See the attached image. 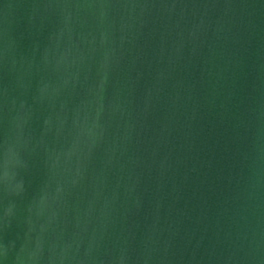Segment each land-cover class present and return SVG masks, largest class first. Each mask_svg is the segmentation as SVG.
I'll list each match as a JSON object with an SVG mask.
<instances>
[{"label": "water", "instance_id": "95a60500", "mask_svg": "<svg viewBox=\"0 0 264 264\" xmlns=\"http://www.w3.org/2000/svg\"><path fill=\"white\" fill-rule=\"evenodd\" d=\"M0 264H264V0H0Z\"/></svg>", "mask_w": 264, "mask_h": 264}]
</instances>
